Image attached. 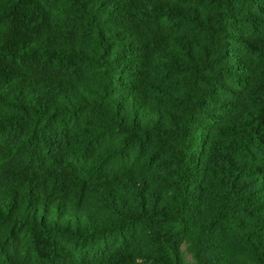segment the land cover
<instances>
[{
    "label": "trees",
    "instance_id": "trees-1",
    "mask_svg": "<svg viewBox=\"0 0 264 264\" xmlns=\"http://www.w3.org/2000/svg\"><path fill=\"white\" fill-rule=\"evenodd\" d=\"M264 264V0H0V264Z\"/></svg>",
    "mask_w": 264,
    "mask_h": 264
},
{
    "label": "rangeland",
    "instance_id": "rangeland-1",
    "mask_svg": "<svg viewBox=\"0 0 264 264\" xmlns=\"http://www.w3.org/2000/svg\"><path fill=\"white\" fill-rule=\"evenodd\" d=\"M183 254H184V264H195L194 260L186 251H183Z\"/></svg>",
    "mask_w": 264,
    "mask_h": 264
}]
</instances>
